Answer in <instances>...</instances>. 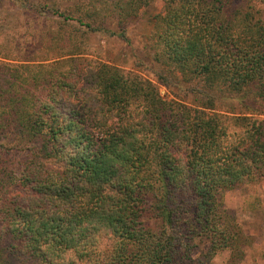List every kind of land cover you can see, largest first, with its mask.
<instances>
[{"label":"trees","instance_id":"1","mask_svg":"<svg viewBox=\"0 0 264 264\" xmlns=\"http://www.w3.org/2000/svg\"><path fill=\"white\" fill-rule=\"evenodd\" d=\"M155 1L60 15L129 42ZM161 1L152 75L80 53L0 64V249L22 264L243 260L224 193L264 179V0Z\"/></svg>","mask_w":264,"mask_h":264},{"label":"rangeland","instance_id":"2","mask_svg":"<svg viewBox=\"0 0 264 264\" xmlns=\"http://www.w3.org/2000/svg\"><path fill=\"white\" fill-rule=\"evenodd\" d=\"M90 1L0 0V64L41 63L80 53L152 75L153 64L145 40L162 1H155L132 21L127 35L129 42L113 33L118 28L112 18L106 25L107 31L84 32L85 27L60 15L71 14L76 18ZM109 13L104 10L101 16ZM161 91L165 94L167 89L162 87ZM224 202L248 236L245 256L238 264H264V179L225 192ZM1 244H5L2 239L0 248ZM0 250V264H22L13 253ZM231 256L230 250L222 251L212 264H231ZM24 258L23 264H31L29 257Z\"/></svg>","mask_w":264,"mask_h":264}]
</instances>
